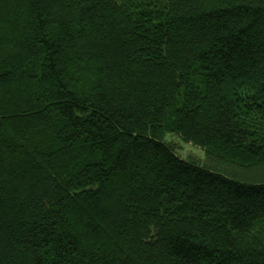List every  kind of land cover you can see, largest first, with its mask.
Masks as SVG:
<instances>
[{
    "label": "trees",
    "instance_id": "trees-1",
    "mask_svg": "<svg viewBox=\"0 0 264 264\" xmlns=\"http://www.w3.org/2000/svg\"><path fill=\"white\" fill-rule=\"evenodd\" d=\"M0 264H264V0H0Z\"/></svg>",
    "mask_w": 264,
    "mask_h": 264
},
{
    "label": "rangeland",
    "instance_id": "rangeland-1",
    "mask_svg": "<svg viewBox=\"0 0 264 264\" xmlns=\"http://www.w3.org/2000/svg\"><path fill=\"white\" fill-rule=\"evenodd\" d=\"M165 138L168 143L177 148L178 155L184 160L190 157L202 160L205 156L204 150L194 146L193 144L184 142L176 134H168Z\"/></svg>",
    "mask_w": 264,
    "mask_h": 264
}]
</instances>
